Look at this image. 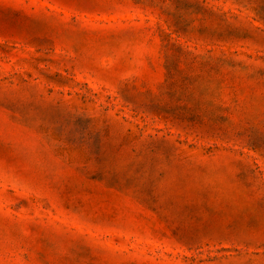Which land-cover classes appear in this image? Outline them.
<instances>
[{
  "label": "rangeland",
  "instance_id": "rangeland-1",
  "mask_svg": "<svg viewBox=\"0 0 264 264\" xmlns=\"http://www.w3.org/2000/svg\"><path fill=\"white\" fill-rule=\"evenodd\" d=\"M0 264H264V0H0Z\"/></svg>",
  "mask_w": 264,
  "mask_h": 264
}]
</instances>
